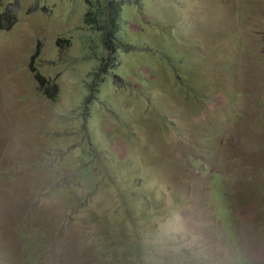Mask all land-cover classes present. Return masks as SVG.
Instances as JSON below:
<instances>
[{"label":"rangeland","instance_id":"374dc122","mask_svg":"<svg viewBox=\"0 0 264 264\" xmlns=\"http://www.w3.org/2000/svg\"><path fill=\"white\" fill-rule=\"evenodd\" d=\"M96 1L0 0V264H264V0Z\"/></svg>","mask_w":264,"mask_h":264},{"label":"trees","instance_id":"16d2710c","mask_svg":"<svg viewBox=\"0 0 264 264\" xmlns=\"http://www.w3.org/2000/svg\"><path fill=\"white\" fill-rule=\"evenodd\" d=\"M99 1V2H98ZM96 1V5H99L98 8L100 9L101 12H108L109 9H110V5H115L114 9L117 10L116 12H120V6H119V10H118V4L120 3H110L108 2L107 4L109 5L108 7L104 5V3H106V1L104 0H98ZM87 3L88 5L90 6V8L92 9L94 7V2L93 0H87ZM105 6V7H104ZM113 8V7H112ZM90 9V10H91ZM104 18V17H103ZM87 19L89 21H91V24H93L95 27V29H98L100 31V29H102L101 31H105L107 29V27L105 28V26L101 25V22L98 18H95L93 16V12L89 11V13L87 14ZM113 22L115 23V20L112 19ZM36 79H37V82H38V85L40 86V88H42L43 90H45V92L50 96H54V94L57 92V86L53 83H50L46 78H44L43 76H40V75H36ZM85 161H88V158L85 159ZM88 165V164H86ZM147 199V197H146Z\"/></svg>","mask_w":264,"mask_h":264},{"label":"flooded vegetation","instance_id":"af4514ba","mask_svg":"<svg viewBox=\"0 0 264 264\" xmlns=\"http://www.w3.org/2000/svg\"><path fill=\"white\" fill-rule=\"evenodd\" d=\"M3 12H5V11L0 9V22H1V20L3 19V16H4ZM88 13H89V12H87V14H88ZM87 14H86V15H87ZM0 29H5V27L2 26V23H0ZM101 30H102V29H100V32H104V31H101ZM60 42H61V41H58V42H57L58 47L61 46ZM109 56H110V54H108V55L104 56V58H102V63H101L100 66H99V70H100V71L107 67V69L105 70V72H107V71H108V66H107V64L109 63V65H112V64H110V58H109ZM32 57H33V55H32ZM32 57H31V58H32ZM33 58H35V56H34ZM33 58H32V59H33ZM31 66H32V67H31ZM31 66H30L31 69L34 70V73H36V71H37V70H36V67L33 66L32 64H31ZM36 82H37V79H36ZM39 87H40V86H39Z\"/></svg>","mask_w":264,"mask_h":264},{"label":"clouds","instance_id":"9594fccd","mask_svg":"<svg viewBox=\"0 0 264 264\" xmlns=\"http://www.w3.org/2000/svg\"><path fill=\"white\" fill-rule=\"evenodd\" d=\"M4 14V13H3Z\"/></svg>","mask_w":264,"mask_h":264}]
</instances>
